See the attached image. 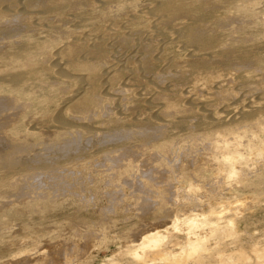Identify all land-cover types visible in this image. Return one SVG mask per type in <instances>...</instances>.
Segmentation results:
<instances>
[{
  "label": "bare ground",
  "instance_id": "bare-ground-1",
  "mask_svg": "<svg viewBox=\"0 0 264 264\" xmlns=\"http://www.w3.org/2000/svg\"><path fill=\"white\" fill-rule=\"evenodd\" d=\"M105 202L121 264L247 230L264 264V0H0V264H66Z\"/></svg>",
  "mask_w": 264,
  "mask_h": 264
},
{
  "label": "rangeland",
  "instance_id": "rangeland-1",
  "mask_svg": "<svg viewBox=\"0 0 264 264\" xmlns=\"http://www.w3.org/2000/svg\"><path fill=\"white\" fill-rule=\"evenodd\" d=\"M189 202H194L192 199H188ZM94 203L93 200H88V199H81L78 203L77 206L80 208L81 212H83L84 207L86 205L90 206ZM99 204V202H96ZM120 205V202H118ZM106 206V210L104 212H97V218H93V222H98L96 224H91L86 230H88V233H80L79 236L75 238L77 245L76 247H73V250L66 256L67 263L66 264H88L92 262H96L99 260L102 261H107L109 260L108 263H114V264H121V263H127L126 259V251L121 250L117 255H113L112 250L113 249H121V247H128L129 243L127 240L131 238V235H129L128 230L131 228L128 224L127 221L131 220L136 217L137 213L135 210L131 211V209L134 208H127L124 210V214L120 212L119 216H125L126 219H117V212L109 210L110 208H114L115 210H120L121 207H118V205H115V207H111L110 205L105 202L103 204ZM114 206V205H112ZM118 207V208H117ZM93 208L90 207V211ZM112 217L114 219L109 220V218ZM168 217V215H166ZM77 221L79 222V216L77 214ZM99 221H96V220ZM166 219V218H165ZM134 220V219H133ZM153 220L159 221L158 216L154 218ZM86 224L91 223V221L87 220L85 221ZM84 222V223H85ZM101 222V223H99ZM114 223L116 228L115 230L108 229L107 232L105 230V233H101V227H104L108 223ZM103 223V224H102ZM102 224V226H101ZM108 231H111L109 233ZM259 234L264 233V229L259 230ZM246 236H241L245 237L244 241V250L242 252H237L233 257L229 258L227 256H222L220 255L221 253L219 251H216V254H219L217 257H213V262L212 264H220L221 262L225 261L226 264H257L260 260H263L262 258H258L253 249H252V241L254 239H250V235L252 231L247 230ZM258 236V238H262V236ZM1 238V236H0ZM236 241V237L234 234H231L230 232L226 231L224 237L220 239L219 243L221 247L223 248L222 251L226 250L229 253H232L230 249H232L231 246L234 245V242ZM33 247H29V249H32ZM218 250V249H217ZM220 250V249H219ZM57 251H61L60 248H51V255L52 259H56V253ZM225 251V252H226ZM224 252V254H225ZM3 261V259L1 260ZM230 261V262H227ZM53 264H63L60 260L58 262H55ZM224 264V263H223Z\"/></svg>",
  "mask_w": 264,
  "mask_h": 264
}]
</instances>
